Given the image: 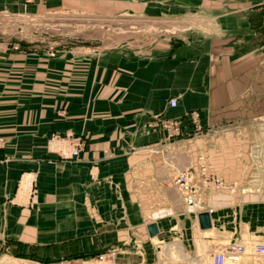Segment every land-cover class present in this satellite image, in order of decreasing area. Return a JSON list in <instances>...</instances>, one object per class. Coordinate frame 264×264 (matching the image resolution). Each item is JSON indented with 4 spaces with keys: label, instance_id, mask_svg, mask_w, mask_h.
<instances>
[{
    "label": "crops",
    "instance_id": "obj_1",
    "mask_svg": "<svg viewBox=\"0 0 264 264\" xmlns=\"http://www.w3.org/2000/svg\"><path fill=\"white\" fill-rule=\"evenodd\" d=\"M178 1L191 19L179 30L190 33L112 68L77 58L67 75L57 55L46 56L55 43L29 40L54 0H0L2 237L56 251L74 236L68 211L80 210L84 227L112 222L115 236L138 240L116 252L130 255L118 264H147L161 243L198 259L203 247L212 255L242 240L237 232L264 228L249 226L264 210V0ZM56 132L84 138L77 159L46 148ZM185 169L201 211L172 182ZM27 174L37 190L21 207L14 200ZM201 212L211 228H201Z\"/></svg>",
    "mask_w": 264,
    "mask_h": 264
},
{
    "label": "rangeland",
    "instance_id": "obj_2",
    "mask_svg": "<svg viewBox=\"0 0 264 264\" xmlns=\"http://www.w3.org/2000/svg\"><path fill=\"white\" fill-rule=\"evenodd\" d=\"M37 2L44 3L46 0ZM54 10L53 14L43 17L39 22L41 27L36 32L40 33L30 36L29 40L37 43V40L41 42L43 39L49 44L55 43L47 48L48 53H45L48 57L57 55L58 61H62L63 64L58 65V70L63 71L61 74L70 75L75 72L74 60L77 58L91 56L99 61L100 66L112 68L118 63H128L134 58H141L147 50L166 43L171 36L190 33L179 30L188 29L191 19H188L187 11L181 9L178 0H54ZM0 43L2 47L4 43ZM85 43L88 45H81ZM170 130L175 131V128ZM198 139L193 138L188 141V145L195 146V140ZM166 161L168 170L167 155ZM167 176L169 180L173 179L168 171ZM175 180H172L173 184H176ZM169 185L168 181V192L171 188ZM174 199L170 197L169 192V206L173 204ZM14 201L16 204L20 203L18 200ZM31 203L32 201L28 205H19L28 207ZM79 211H68V225L73 228L72 221H75L76 225L73 228L74 236L58 245L56 251L47 247L28 248L21 242L8 241L0 234V264H118L116 252L121 247L129 248L132 243L139 244L137 239L133 242L128 238L115 236V224L112 222L84 227L80 224V217L75 216ZM253 216L261 221L250 223L249 226L264 225V210L256 212ZM237 234L244 238L236 242L246 243L249 252L242 262L234 264H264V255L252 251L253 245L264 243V228L244 229ZM158 246L162 250L161 253L147 256L152 264H213L212 255L205 247L200 251L201 256L198 259H187L178 258V254L174 256L166 253L162 243ZM113 254L116 255L115 262L101 260V257L106 259ZM149 262L147 264H150Z\"/></svg>",
    "mask_w": 264,
    "mask_h": 264
},
{
    "label": "built area",
    "instance_id": "obj_3",
    "mask_svg": "<svg viewBox=\"0 0 264 264\" xmlns=\"http://www.w3.org/2000/svg\"><path fill=\"white\" fill-rule=\"evenodd\" d=\"M25 3H35L37 1H43V0H24ZM1 47V43H0ZM264 65V61H263ZM172 106L176 105V101H172ZM58 113L60 115H64L63 110H59ZM175 130H177L178 126H173ZM3 138L0 137V149L3 146ZM46 148L54 153H58L60 157L63 159H77L81 152L84 149L85 146V140L81 135H76L74 133L72 134H64V133H53L46 141L45 144ZM26 182L27 186L26 188H23L22 184ZM176 185L178 186L179 190L182 191V194L184 195L185 201L188 205L193 206L196 210L201 211L202 208L200 202L196 200L197 191L194 184V176H192L191 169H185L177 174L176 177ZM36 184L37 180L35 178L34 174H27L20 183V190L18 192V200L20 203H23V205H28L33 198L34 194L36 192ZM23 190V191H22ZM210 212H212L210 210ZM252 251H254L256 254L264 255V243H258L253 245ZM248 247L246 243H239V242H233L229 245L219 248L217 250H214V253L212 254V262L213 264H234V263H240L243 261L245 256L248 254ZM101 260L108 261V262H115L116 255H112L110 257H106V259L101 257Z\"/></svg>",
    "mask_w": 264,
    "mask_h": 264
},
{
    "label": "water",
    "instance_id": "obj_4",
    "mask_svg": "<svg viewBox=\"0 0 264 264\" xmlns=\"http://www.w3.org/2000/svg\"><path fill=\"white\" fill-rule=\"evenodd\" d=\"M199 222H200V226L202 229H208V228H211V226H212L209 214L207 212L199 213ZM158 231L159 230H158L157 224L151 223V225L149 226L150 235L151 236L156 235L158 233ZM117 257L118 258H122V257L130 258V255L121 253V254H117Z\"/></svg>",
    "mask_w": 264,
    "mask_h": 264
},
{
    "label": "bare ground",
    "instance_id": "obj_5",
    "mask_svg": "<svg viewBox=\"0 0 264 264\" xmlns=\"http://www.w3.org/2000/svg\"><path fill=\"white\" fill-rule=\"evenodd\" d=\"M27 184H28V183H27ZM27 184H26V182H24V183L22 184L23 188H26ZM22 191H23V190H22Z\"/></svg>",
    "mask_w": 264,
    "mask_h": 264
}]
</instances>
